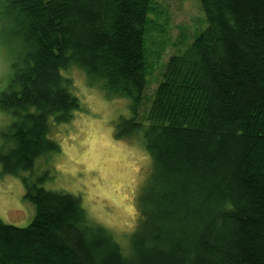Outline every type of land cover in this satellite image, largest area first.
I'll return each mask as SVG.
<instances>
[{
    "label": "trees",
    "instance_id": "trees-1",
    "mask_svg": "<svg viewBox=\"0 0 264 264\" xmlns=\"http://www.w3.org/2000/svg\"><path fill=\"white\" fill-rule=\"evenodd\" d=\"M159 1L0 0L26 66L12 81L21 91L0 93L20 118L4 170L32 171L58 150L45 121L76 106L57 71L69 60L130 98L125 128L142 130L154 158L127 256L85 226L80 198L27 177L36 214L25 227L0 221V264H264V0H198L205 22L178 24L162 64L175 25Z\"/></svg>",
    "mask_w": 264,
    "mask_h": 264
},
{
    "label": "clouds",
    "instance_id": "clouds-1",
    "mask_svg": "<svg viewBox=\"0 0 264 264\" xmlns=\"http://www.w3.org/2000/svg\"><path fill=\"white\" fill-rule=\"evenodd\" d=\"M14 27L13 20L0 14V93H19L20 85H12L17 74L13 64L21 70L26 68L23 42L12 34ZM72 53L73 49L69 48L64 55L71 57ZM57 71L61 88L75 99L76 106L69 109L67 120L58 121L56 113L46 117L49 131L44 134V140L56 144L58 151L48 154L51 158L45 161L51 176V181L44 184L45 191H63L80 198L85 226L106 230L127 256L132 235L146 219L139 197L154 158L146 147L142 132L140 138L131 141L120 135L119 120L128 118L130 98L116 94L109 96L107 89L101 87L107 83L106 79L89 81L84 68L72 60L67 67L60 66ZM15 110H0V129L7 132L11 123L20 120L11 115ZM19 111L23 116L38 114L39 110L32 105ZM4 145L5 139L0 137V148L7 154L8 147ZM9 147L16 145L12 143ZM38 159L44 160V157ZM29 174L22 168H17L15 173L7 172L0 162V221L3 223L14 222L16 214L26 205L32 209L31 217L35 216V205L24 200L27 194L24 180ZM29 222L30 217L26 214L17 226L25 227Z\"/></svg>",
    "mask_w": 264,
    "mask_h": 264
},
{
    "label": "rangeland",
    "instance_id": "rangeland-1",
    "mask_svg": "<svg viewBox=\"0 0 264 264\" xmlns=\"http://www.w3.org/2000/svg\"><path fill=\"white\" fill-rule=\"evenodd\" d=\"M159 2H160V4H163V7H162L163 11H165L167 13H171L170 15L173 19L172 23H173V25H175V27H173L172 25L167 26V28H171V30L167 31V32H170L171 35L169 38H167V41L165 44L166 47L163 49L164 51L160 55L154 56V58L159 57V59L157 60V63L162 64V63L166 62L168 60L169 56L174 52V49L172 47V42L175 40V38L177 37V35L181 29V28L179 29L178 24H182L183 22L184 23H192L196 20V17L198 19L197 20L198 22L203 23L205 21L201 20L200 18L204 19L205 14L201 10V8H199V5H198L199 1L198 0H160ZM171 36H172V39H170ZM15 37L18 38L17 35ZM19 40H21V38ZM13 68L17 69V71H18L17 67H13ZM82 68H84V67H82ZM84 70L87 72L89 81H91V82L97 81L98 77L89 73L86 68H84ZM101 87L104 89H107L103 84L101 85ZM107 91H108L109 96H111L113 94L120 95L117 93H113L112 91H110L108 89H107ZM121 96H124V95H121ZM0 110H4V109L0 108ZM128 112H129L128 118H130V116H132V114H131L132 109H131L130 104L128 105ZM11 115L14 116L12 113H11ZM128 118L121 117L119 120L118 127H119L120 131L122 129H124V131H125V133L124 132L120 133V135L124 136L125 138L129 139L130 141L133 138H140L139 134L142 132V130L129 132L128 128H125V126H126L125 120ZM141 118H142V116L140 117V119ZM58 121H60V120H58ZM10 129H11V126L7 129V132H5L3 129H0V137H4V139H5L4 147H8V148H10L9 147L10 144L14 143L13 140L11 139L12 137L9 136V130ZM143 140H144V138H143ZM56 151H58V150H56ZM48 154H50V153H48ZM48 154L42 155L44 157V160H40V159L37 160V163H36V165L32 171L27 170L30 173L28 176L29 180L31 182H33V181L37 180L36 178H39V179L41 178L40 181H41V185L43 187H44V184L46 181H48V182L51 181L49 166L45 162L51 158L50 155H48ZM24 184H25V188L27 189V185H26L25 180H24ZM60 192H63V191H60ZM24 200L29 201V202H31L32 205H34L32 200L27 195L24 197ZM31 211H32L31 207L26 205L25 208L23 209V211L16 214V216L14 217V222H11L9 224L17 225V223L20 220H23V218L26 214L30 217V222H31V220L34 218V217H31ZM35 213H36V207H35Z\"/></svg>",
    "mask_w": 264,
    "mask_h": 264
}]
</instances>
